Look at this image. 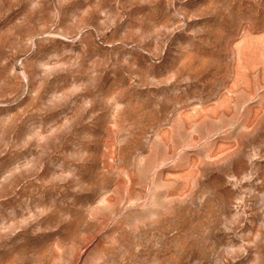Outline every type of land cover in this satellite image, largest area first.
Segmentation results:
<instances>
[{
	"label": "rangeland",
	"instance_id": "374dc122",
	"mask_svg": "<svg viewBox=\"0 0 264 264\" xmlns=\"http://www.w3.org/2000/svg\"><path fill=\"white\" fill-rule=\"evenodd\" d=\"M0 264H264V0H0Z\"/></svg>",
	"mask_w": 264,
	"mask_h": 264
}]
</instances>
